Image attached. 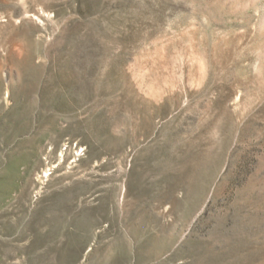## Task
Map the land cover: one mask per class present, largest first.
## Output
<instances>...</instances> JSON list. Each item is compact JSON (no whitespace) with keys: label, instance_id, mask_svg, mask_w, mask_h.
Returning a JSON list of instances; mask_svg holds the SVG:
<instances>
[{"label":"rangeland","instance_id":"1","mask_svg":"<svg viewBox=\"0 0 264 264\" xmlns=\"http://www.w3.org/2000/svg\"><path fill=\"white\" fill-rule=\"evenodd\" d=\"M0 264H264V0H0Z\"/></svg>","mask_w":264,"mask_h":264}]
</instances>
